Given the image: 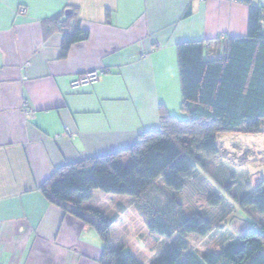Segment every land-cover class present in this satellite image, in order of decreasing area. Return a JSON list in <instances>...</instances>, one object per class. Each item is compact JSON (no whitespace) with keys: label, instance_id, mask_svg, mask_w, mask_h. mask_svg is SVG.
Segmentation results:
<instances>
[{"label":"crops","instance_id":"0c3cea01","mask_svg":"<svg viewBox=\"0 0 264 264\" xmlns=\"http://www.w3.org/2000/svg\"><path fill=\"white\" fill-rule=\"evenodd\" d=\"M248 13L243 0H0V264H100L96 230L39 185L158 128L160 105L183 117L177 44L206 41L205 54L221 55L226 38L247 34ZM56 16L88 33L63 57ZM101 67L96 82L71 87Z\"/></svg>","mask_w":264,"mask_h":264},{"label":"trees","instance_id":"16d2710c","mask_svg":"<svg viewBox=\"0 0 264 264\" xmlns=\"http://www.w3.org/2000/svg\"><path fill=\"white\" fill-rule=\"evenodd\" d=\"M243 1L249 7L247 34L226 38L221 55L205 54L206 41L177 44L183 117L169 114L160 105L158 128L143 131L124 149L65 163L39 185L50 203L96 230L102 243L100 264L141 263L114 244L111 231L118 213L88 204L95 190L134 199L151 233L179 234L151 264H264V226L247 228L220 251L197 255L183 236H205L211 227L199 214L186 215L178 197L169 194L180 191L193 176L197 154L217 152L218 134L264 132V7ZM55 22L63 30V57L72 43L88 33L79 27L78 19L70 26L58 16ZM240 205L264 213V190L256 188ZM118 207L123 210L121 204Z\"/></svg>","mask_w":264,"mask_h":264},{"label":"rangeland","instance_id":"374dc122","mask_svg":"<svg viewBox=\"0 0 264 264\" xmlns=\"http://www.w3.org/2000/svg\"><path fill=\"white\" fill-rule=\"evenodd\" d=\"M215 146V154L200 152L196 155L193 176L180 191L169 193L178 197L186 215L199 214L211 227L205 236L194 233L183 236L189 248L199 256L220 251L247 228L264 226V213L240 205L256 188L264 190V132H222L216 136ZM215 198L219 201L210 202ZM88 204L118 213L112 230L114 244L129 251L141 264H151L179 235L175 232L164 236L148 231L143 211L130 196L95 190ZM118 204L122 205V211Z\"/></svg>","mask_w":264,"mask_h":264},{"label":"built area","instance_id":"2783aa9c","mask_svg":"<svg viewBox=\"0 0 264 264\" xmlns=\"http://www.w3.org/2000/svg\"><path fill=\"white\" fill-rule=\"evenodd\" d=\"M19 13H25V7H19L18 8ZM59 23H61V20H59ZM142 56H145V53H141ZM107 70L104 67L94 69L91 71H87L84 73L79 74L72 82L71 87L72 88H78L80 86L88 85L91 83H94L98 80V78L103 75ZM23 112L26 115L32 114V110L28 107L26 101L22 103Z\"/></svg>","mask_w":264,"mask_h":264}]
</instances>
